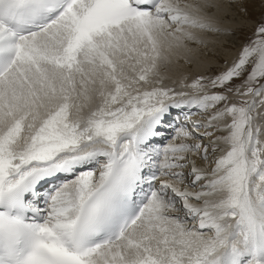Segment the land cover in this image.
<instances>
[{
  "label": "snow or ice",
  "instance_id": "6c2138e0",
  "mask_svg": "<svg viewBox=\"0 0 264 264\" xmlns=\"http://www.w3.org/2000/svg\"><path fill=\"white\" fill-rule=\"evenodd\" d=\"M241 4L0 0V264H264V20L222 73L162 71Z\"/></svg>",
  "mask_w": 264,
  "mask_h": 264
},
{
  "label": "bare ground",
  "instance_id": "6f19581e",
  "mask_svg": "<svg viewBox=\"0 0 264 264\" xmlns=\"http://www.w3.org/2000/svg\"><path fill=\"white\" fill-rule=\"evenodd\" d=\"M182 2H194V0H182ZM249 4H250L249 0L248 1L242 0L241 5H234L231 8L222 9L217 14V20H216L221 31L216 32V33H208V34L203 35V39L205 41V44H203V45H195V44L190 45V47H192L195 50L191 54L192 55V61L190 63L185 64L183 61H181L180 66L173 65L168 69H162V71L165 73V76H166V79L164 80V84H169L171 82H175L176 78H180L183 73L190 72V70L193 72L194 71L203 72V71H205V69L209 68L210 64L212 65V64L218 63V56H221V57L226 56L227 55V53H226L227 51H225L226 48L223 49L220 44H223V42L226 44L227 40H224L221 37V34L225 31V29H228L227 27H230L231 31L233 29H237L238 27H248V25L250 24V21L246 20L242 16V12L249 7L248 6ZM247 16L250 17V13ZM219 39H220V41H221V39H223L224 41L221 43V42H219ZM231 39L229 41L230 42V48H231V46H232V48H234V44H235L234 41L235 40L233 39L234 40L233 41ZM237 48H238V46H237ZM232 50L233 49H230V63L232 60L234 63L238 57V52L232 54V52H231ZM237 51H239V50H237ZM189 64H191V65H189ZM172 78H174V79H172ZM182 80H183V78H182ZM179 117H181V116H179ZM170 119L172 120V118H170ZM203 120L204 119H200V117H199V119H196L194 116V113L191 116V121L203 122ZM183 122H184V120H182V123ZM170 127L171 126H169V123L164 126V129H163L164 137L163 138H157V141H156L157 146H159L161 148L163 146H165L163 142H164L165 138L169 135ZM189 129H191V122L189 123ZM170 142H173V141H169L168 143H170ZM175 142L179 143V141H175ZM205 142H207V141H205ZM193 159L196 160V163L198 166H203V162L200 160L199 157H193ZM158 183H160V181H158Z\"/></svg>",
  "mask_w": 264,
  "mask_h": 264
},
{
  "label": "rangeland",
  "instance_id": "374dc122",
  "mask_svg": "<svg viewBox=\"0 0 264 264\" xmlns=\"http://www.w3.org/2000/svg\"><path fill=\"white\" fill-rule=\"evenodd\" d=\"M249 2H250V4L248 5L249 7L247 9H245L246 11L244 10L242 12V16L246 20L250 21V24L248 25V27H238L237 29H233L232 31L230 30V27H227L228 29H225V31L221 34V37L224 40H227V43L225 44L223 42L224 41L223 39H221V41L219 39V42H221V43L223 42V44H224V45L220 44L221 47L223 49L226 48V50H225V51H227L226 52L227 53L226 56H224V57L218 56V63L217 64H212V65L210 64L209 68H207V69H205V71H203L204 73L200 72V71H194L193 72V71L190 70V72L183 73L180 78H176L175 79L176 83L175 82H171L169 84H164V85L168 86V87H173V88H175L177 90H181L180 89V81L182 80V78H183V80L186 83H191L192 81H194L199 76L214 77V76L224 72L227 68H229L232 65V63H233V60L230 63V49H233L231 51L232 54L238 52V56H239L242 45L246 44L247 42H249L250 40L255 38L254 33H255L256 28H257V25L262 20H264V0H249ZM249 13H250V17L247 16V15H249ZM230 39L231 40H233V39L235 40V41L233 40L235 42L234 48H232V46L230 48V42H229ZM237 46H238V48H237ZM237 50H239V51H237ZM189 65H191V64H189ZM172 79H174V78H172ZM241 82H242V80H235L234 81L235 84H240ZM184 90L185 91H191L190 89H184ZM212 91H217V90H212ZM245 99H252V98L251 97H246ZM230 100H231V102H239L240 97L232 96L230 94ZM194 116H195L196 119H199V117H200V119H204V116L201 115V114H198V113L196 115L194 113Z\"/></svg>",
  "mask_w": 264,
  "mask_h": 264
}]
</instances>
